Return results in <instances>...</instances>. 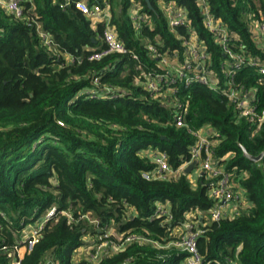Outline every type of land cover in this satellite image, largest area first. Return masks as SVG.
<instances>
[{"label": "trees", "instance_id": "1", "mask_svg": "<svg viewBox=\"0 0 264 264\" xmlns=\"http://www.w3.org/2000/svg\"><path fill=\"white\" fill-rule=\"evenodd\" d=\"M79 1L20 0V15L0 2V264L19 258L24 228L52 206L55 215L20 264H187L186 252L170 243L194 211L206 228L198 237L204 264H264V157L253 161L242 148L264 152V121L239 117L223 93L229 56L205 25L203 2L151 0L150 8L147 0H85L109 4L110 25L130 50L91 58L105 47L107 23L87 15ZM205 1L227 25L232 48L264 60L257 36L264 0ZM165 4L185 10L189 24L172 30ZM134 10L147 15L141 28ZM193 32L209 52L216 88L196 82L179 84L177 93L165 97L151 94L145 74L164 68L149 44L184 61L183 39ZM232 77L264 107V78L256 69L245 66ZM178 100L189 103L191 127L214 129L215 157L235 187L245 190L237 215L209 220L217 206L209 179L199 174L194 181L191 172L179 169L190 161L196 136L177 126ZM155 150L167 153L176 175L143 176L157 167ZM159 204L170 209L171 220L156 214ZM110 226L122 234L121 240L108 237L116 245L111 252L96 260L86 252L75 257L86 237L97 243ZM129 235L149 239L118 247Z\"/></svg>", "mask_w": 264, "mask_h": 264}, {"label": "built area", "instance_id": "2", "mask_svg": "<svg viewBox=\"0 0 264 264\" xmlns=\"http://www.w3.org/2000/svg\"><path fill=\"white\" fill-rule=\"evenodd\" d=\"M20 0H9L5 2L8 9L14 11L17 15L22 13V7L19 4ZM203 2V14L206 27L216 35L220 41L223 51L228 54V59L223 63L226 74L229 77L228 87L224 89L223 93L230 98V102L234 103L236 113L239 117H246L258 124L264 121V107L258 108L259 99L254 95L252 90L246 88H239L232 75L245 66H250L259 72V78H264V60H261L257 56H251L247 53L232 48L230 42L232 37L228 30L227 25L223 21L216 20L210 13L209 7L205 0ZM77 6L89 16H96L102 20H105L107 25L103 31V39L105 41V47L101 50L95 51L91 58H102L103 56L112 53H128L130 50L126 44L119 39L117 32L110 25V9L109 4L103 6L102 3H96L93 6L85 0L77 2ZM166 15L168 18L169 27L174 30L179 25H188V17L185 10L176 7L173 4L164 5ZM133 19L137 28H141L142 23L146 21L147 15L134 10ZM257 36L264 42V21L258 25ZM45 42L50 43L51 40L45 34ZM184 45L188 48V58L184 61H177L178 55L168 54L162 52L154 44H149L150 50L157 56L160 64L164 70H156L147 72L144 78V86L151 93L155 95H161L162 97L167 94L177 93L179 84H183L185 87H189L193 83H201L209 85L212 88H216L207 65V59L209 52L205 45L197 40L196 34L193 32L189 36L183 39ZM240 49L243 50L242 44ZM138 58V55L135 54ZM96 96V93H93ZM175 115L174 120L177 126H186L188 131L192 132L196 136V142L191 147V159L179 169L185 170V168L194 159L198 160V167L196 168L201 175H206L209 179V195L217 200V206L211 210L209 220H220L226 216H233L239 213V208L245 202V190L243 188L235 187L232 182L230 172L226 171L222 165L219 164L218 159L215 157V144L216 141L212 139L213 131L208 132L206 128L194 129L186 122V114L189 109V103L185 101L175 102ZM153 158L157 163V167L154 170L143 171L145 178H167L172 175H176L178 170H174L168 163V155L165 151L155 150L153 152ZM195 169V168H194ZM204 173V174H203ZM193 179V178H192ZM194 180V179H193ZM195 181V180H194ZM57 211L56 206L49 208L44 215H42L37 223L33 224L30 230H28L25 238L22 241V245L26 248H31L33 244L38 240L41 232L43 231L48 220L55 215ZM156 214L166 216V220L169 221L173 218V214L169 208H166L163 204H159ZM191 220L183 223L180 229H177L176 239H173L170 244L180 248L181 251L186 252L187 264H204V259L198 248V237L204 233L206 228L200 226V223L193 224ZM107 231H101L98 235V242L95 244V252L90 253V259L96 260L99 254L106 246V242L109 241ZM136 239H149L138 235H129L118 247H123L127 242ZM27 250V249H26ZM15 259L12 264H20V258Z\"/></svg>", "mask_w": 264, "mask_h": 264}, {"label": "rangeland", "instance_id": "3", "mask_svg": "<svg viewBox=\"0 0 264 264\" xmlns=\"http://www.w3.org/2000/svg\"><path fill=\"white\" fill-rule=\"evenodd\" d=\"M0 2L2 3V4H5V2H6V0H0ZM209 128H206V130H208ZM198 173H199V171L197 170V169H195L193 172H191L190 173V177L191 178H193V179H195V176H197L198 175ZM45 214V213H44ZM43 214V215H44ZM196 212L194 211V212H192V213H189V215H190V220L192 221V222H194L193 224H198V220L196 219ZM194 218V219H193ZM199 225V224H198ZM31 227H33V225H27L25 228H24V230H23V232H22V241H23V239L25 238V236H26V234H27V232H28V230H30L31 229ZM107 232H108V234H112V235H114L115 237H117L118 239H122V234L120 233V232H118V230H117V228L115 227V226H110L109 228H108V230H107ZM86 240H87V243L83 246V247H80L79 249H77L76 251H75V253H76V255H75V257L77 256V254L79 253V255L80 254H82L83 252H86L89 256H90V253L92 252V245L94 244V246H95V244H96V242H93V241H95V237L94 238H87L86 237ZM116 245H114V242H113V240H109L108 242H106V246H105V248L102 250V254H106V253H108V252H111V248H114ZM27 248L25 247V246H23V247H21L20 249H19V251H18V256H21V254L23 253V251L24 250H26Z\"/></svg>", "mask_w": 264, "mask_h": 264}, {"label": "water", "instance_id": "4", "mask_svg": "<svg viewBox=\"0 0 264 264\" xmlns=\"http://www.w3.org/2000/svg\"><path fill=\"white\" fill-rule=\"evenodd\" d=\"M148 2V5L150 8H154L152 3H151V0H147ZM242 148L244 150V154L247 158L253 160V161H260L263 159L264 157V152L260 153L259 155H255V154H252L250 153L247 148H245L243 145H242ZM198 164V160L197 159H194L192 162H190V164L185 168V172L187 173H190L193 171V169L196 167V165ZM204 174V173H203Z\"/></svg>", "mask_w": 264, "mask_h": 264}, {"label": "crops", "instance_id": "5", "mask_svg": "<svg viewBox=\"0 0 264 264\" xmlns=\"http://www.w3.org/2000/svg\"><path fill=\"white\" fill-rule=\"evenodd\" d=\"M212 130H213V128L210 127L209 130H208V132H210V131H212ZM193 170H195V169H193ZM192 172H193V171H192ZM197 176H198V175H197ZM197 176H195V179L197 178ZM21 247H23V245H21V246L19 247V249H20ZM19 249H18V251H19ZM25 251H26V250L23 251V253L21 254V256H23V254L25 253ZM78 254H79V253H78Z\"/></svg>", "mask_w": 264, "mask_h": 264}, {"label": "clouds", "instance_id": "6", "mask_svg": "<svg viewBox=\"0 0 264 264\" xmlns=\"http://www.w3.org/2000/svg\"><path fill=\"white\" fill-rule=\"evenodd\" d=\"M96 96H97V94H96ZM96 96H94V97H96Z\"/></svg>", "mask_w": 264, "mask_h": 264}]
</instances>
